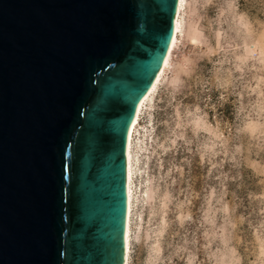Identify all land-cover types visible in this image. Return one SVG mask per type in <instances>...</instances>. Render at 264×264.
<instances>
[{
  "label": "water",
  "instance_id": "1",
  "mask_svg": "<svg viewBox=\"0 0 264 264\" xmlns=\"http://www.w3.org/2000/svg\"><path fill=\"white\" fill-rule=\"evenodd\" d=\"M178 0H0V264H122L127 133Z\"/></svg>",
  "mask_w": 264,
  "mask_h": 264
},
{
  "label": "rangeland",
  "instance_id": "2",
  "mask_svg": "<svg viewBox=\"0 0 264 264\" xmlns=\"http://www.w3.org/2000/svg\"><path fill=\"white\" fill-rule=\"evenodd\" d=\"M200 2H196V0L183 1L182 32L179 35L178 47L170 61L179 59L177 53L180 51H183L185 55L189 52L208 51L202 45L200 30L203 28L204 36H209L207 23L208 20L216 18L220 10L218 7L220 2L234 3L235 16L227 11L225 16L230 22L236 19L237 24L245 33L249 32L247 23H252L249 48L244 55L251 57L254 52L264 48V0H213V3L207 8H201ZM240 13H247L245 20L238 19ZM202 16L205 19H199ZM223 19L224 17H221V22ZM223 27L227 28V25H223ZM216 28L217 25L213 24V32ZM233 35L235 34L233 33ZM213 47H215L214 41ZM241 52H243L242 49ZM218 58L219 54L198 60L197 73L194 74L193 79L185 78L187 79L186 85L174 100L169 95L171 73L167 70L141 112L139 125L131 144L133 166L128 264H161V261L163 264H187V253L171 256L169 261V254L180 242V238L175 235V230L180 231L181 234L184 232V229L178 227L179 221L166 229L159 244L155 233L156 225L161 223V217L165 213V221L175 220L179 215L190 213L192 221H186L184 225L190 237L192 231L198 226L203 211L208 208L205 197L209 196V189L218 183L214 177L221 172L227 173L230 177L225 181L229 193L225 197V201L229 203V208L234 203L240 205L236 209V217L248 216L249 212L256 209L258 201L253 199L250 203L249 193L264 198V184L260 183L264 180V174H261L264 173V153H261L260 156L249 157L248 161L243 159L244 153H241L240 167L237 169L233 167L234 162L223 153L213 159V163L216 164L223 160V167L212 168L209 156L205 155L201 160V155L197 152L201 137H214L217 121L220 122L222 129L224 122L231 124L234 121V109L231 102L235 97H229V103L224 104L222 108L217 107L213 112L211 108H204V104L196 99L197 96L203 99V93L199 92L200 86L197 84L192 87L195 75H202L205 79L211 78L213 63ZM218 94L215 90L210 93L213 102ZM170 101L171 103H169ZM197 103L207 113V123L213 126L211 129L207 128L202 121L193 122L195 121L194 116H186L185 106H193ZM189 110L192 108L189 107ZM185 123L188 124V127L183 126ZM177 124L181 126L177 127ZM181 133L184 134V138L177 139ZM224 135L227 137L228 132L225 131ZM189 140L191 143H188ZM172 141L175 143L173 144ZM227 147L230 150L232 143L230 142ZM229 155H231L230 151ZM238 172L239 178L232 179L237 176ZM233 193H235V199ZM211 199L215 205V196H212ZM178 205H182V207H178ZM219 215L217 213L218 217ZM219 222L217 220V223ZM246 231L247 223H238L236 234L241 238V244L237 246V253L240 257L239 264H259L257 256L262 254L258 249L244 242ZM248 239H251L250 234ZM167 241L173 244L172 249L167 248L165 243ZM196 247L198 249L197 264H215V261L210 258V254L215 251L216 245L211 244L209 247V239L203 237V229L197 232Z\"/></svg>",
  "mask_w": 264,
  "mask_h": 264
},
{
  "label": "clouds",
  "instance_id": "3",
  "mask_svg": "<svg viewBox=\"0 0 264 264\" xmlns=\"http://www.w3.org/2000/svg\"><path fill=\"white\" fill-rule=\"evenodd\" d=\"M196 2H200V0H196ZM212 3L213 0H202L200 6L207 8ZM218 7L220 10L216 18L208 20L207 23L209 36H204L203 28L200 30L202 45L208 51L189 52L187 55L180 51L177 53L179 59L168 62V71L171 73L169 82L171 92L169 95L174 100L176 95L185 87L187 79H193L194 74L198 71V60L219 54V58L213 63L211 78L205 79L202 75H195L192 87L197 84L200 86L199 92L203 93V99L200 96H197L196 99L204 104V108H211L213 112L217 107L222 108L224 104L229 103V97H235L231 102L234 109V121L231 124L224 122L223 129L220 122L217 121L214 137H201L197 152L200 153L201 160L204 159L205 155L209 156V163L212 168L223 167V160L219 164L213 163V159L223 153L234 162L233 167L238 169L242 158L241 153H244L243 159L245 161H248L249 157L260 156L261 153H264V48L254 52L251 57L244 55L249 48L252 23H247L249 32L245 33L237 24L236 19L230 22L225 16L226 11L235 16L234 3L220 2ZM246 16L247 13H240L238 19L243 21ZM221 17H224L222 22ZM199 19H205V17L202 16ZM213 24L217 25L215 32L212 30ZM223 25H227V28H224ZM213 41L215 47H213ZM213 90L219 93L215 102L210 95ZM189 107L192 110H189ZM184 112L188 117H195L193 122L202 121L207 128L213 127L212 124L207 123L208 115L200 108L199 103L193 106H185ZM180 126L177 124V127ZM183 126L188 127V124L185 123ZM225 131L228 132L227 137L224 135ZM183 138V133L177 136V139ZM230 142L232 147L229 150L227 146ZM172 143L174 144L175 141ZM188 143L191 141L189 140ZM229 151L231 155H229ZM209 174L211 175V171ZM238 178L239 172L236 177H232V179ZM229 179V175L223 172L214 177L218 183L209 189V196L205 197L208 208L203 211L202 218L198 221V226L192 231L190 237L188 230L184 228L186 221H192L190 213L179 215L175 220L169 221H165L166 213L161 217V223H158L155 229L158 244L161 242L166 229L176 224L177 221H179L178 227L184 229L183 234L175 230V235L180 238V242L169 254V261L171 256L187 253V264H197V232L203 229V237L209 239V247L211 244L216 245L215 251L210 254V258L215 261V264H239L240 257L237 253V246L241 244V238L236 234V230L238 223L246 222L247 231L244 242L259 250L262 255L257 256V261L259 264H264V258H262L264 256V198L249 193L250 203L253 199L258 201L256 209L249 212L248 216L236 217V209L240 205L234 203L229 208V203L225 201V197L229 195L225 181ZM260 183L264 184V180ZM212 196H215V205L212 203ZM233 198L235 199V193H233ZM178 207H182V205H178ZM217 213L220 214L219 217ZM217 220L220 222L217 223ZM249 234L251 239H248ZM165 243L167 248H173L170 241ZM189 246L191 247L189 248ZM161 264H163L162 261Z\"/></svg>",
  "mask_w": 264,
  "mask_h": 264
},
{
  "label": "bare ground",
  "instance_id": "4",
  "mask_svg": "<svg viewBox=\"0 0 264 264\" xmlns=\"http://www.w3.org/2000/svg\"><path fill=\"white\" fill-rule=\"evenodd\" d=\"M184 0H178L177 9L174 17V28L172 38L168 47V51L166 56L164 57L163 63L160 67L159 72L157 73L150 89L147 93L141 98L137 105V109L134 115V118L130 124L127 133V144H126V191H127V211H126V220H125V233H124V258L122 264H128L129 257V222H130V214H131V199H132V154H131V144L133 135L139 125V119L142 110L144 109L146 102L150 98V96L155 92L157 85L159 84L162 76L168 70V66L170 60L172 59V55L174 51L177 49L179 44V35L181 34V18L182 13L184 11ZM166 61V63H165Z\"/></svg>",
  "mask_w": 264,
  "mask_h": 264
},
{
  "label": "snow or ice",
  "instance_id": "5",
  "mask_svg": "<svg viewBox=\"0 0 264 264\" xmlns=\"http://www.w3.org/2000/svg\"><path fill=\"white\" fill-rule=\"evenodd\" d=\"M193 43H195V41H193ZM165 63H166V61H165Z\"/></svg>",
  "mask_w": 264,
  "mask_h": 264
}]
</instances>
